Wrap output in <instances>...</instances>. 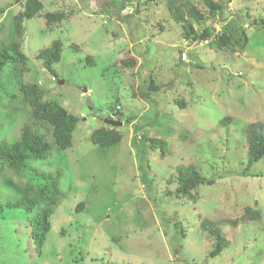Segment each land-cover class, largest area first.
Masks as SVG:
<instances>
[{
	"label": "rangeland",
	"instance_id": "obj_1",
	"mask_svg": "<svg viewBox=\"0 0 264 264\" xmlns=\"http://www.w3.org/2000/svg\"><path fill=\"white\" fill-rule=\"evenodd\" d=\"M38 1L39 15L23 22L28 71L0 74V144L15 143L28 124L17 79L39 84L44 99L78 123L67 150L38 128L52 147L46 159L27 162L60 175L41 248L30 227L40 208L8 207L37 181L0 163V264H264V158L246 170L245 142L248 124L264 123V26L254 22L264 19V0H213L225 7L217 18L202 0H189L207 12L201 26L193 24L198 34L210 33L201 43L182 39L166 0ZM22 6L0 0L1 44L13 41ZM59 12L63 20L47 28L44 15ZM221 31L233 54L212 41ZM53 42L60 43L56 79L36 58ZM131 60L133 67L123 65ZM108 117L120 120L122 140L96 147L90 134L107 127ZM225 117L232 121L223 128ZM158 140L167 145L164 158L160 148L150 151ZM178 165H193L214 181L199 185L196 202L171 195ZM244 208L259 209L260 220H243ZM205 220L219 222L226 240L213 258L214 238L200 229Z\"/></svg>",
	"mask_w": 264,
	"mask_h": 264
},
{
	"label": "trees",
	"instance_id": "obj_2",
	"mask_svg": "<svg viewBox=\"0 0 264 264\" xmlns=\"http://www.w3.org/2000/svg\"><path fill=\"white\" fill-rule=\"evenodd\" d=\"M129 1V0H126ZM147 3H153L156 0H146ZM252 1V0H247ZM23 2V8L13 18V41L8 44L0 43V74L7 68L12 70L16 78L18 75L27 72L25 65L26 58L21 51L24 37L23 22L39 15L42 10V4L38 0H13L14 4ZM202 5L208 14L213 17L221 16L225 7L223 3L213 0H202ZM167 12L172 21L179 24L182 29V39L190 40L194 43L207 42L210 33L207 29H202L200 34L196 32L193 24L202 25L207 12L200 11L190 3L189 0H166ZM62 13H48L44 15L47 28L59 24L63 20ZM256 25L264 26V19L254 21ZM243 44H247V39L243 30ZM213 42L220 49H228L230 54L234 53V45L224 31L215 34ZM42 63L43 68L55 77L52 66L60 59V43L53 42L51 45L40 51L36 57ZM88 61L91 57L87 58ZM124 66H134L135 61L123 63ZM16 66H20V69ZM18 91L21 93L22 101L29 107L28 124L23 126L18 140L13 144H0V163H4L7 168L16 176H28L34 178L37 183L31 185L28 183L22 191V197L8 207L11 209H23L25 212H31L40 208L39 212L32 218L30 227L32 228V240L34 245L41 248L46 240L50 230V219L54 212V206L59 197L57 183L59 173H42L33 168H29L27 162L34 160H43L48 156L52 145L45 141V136L38 133V128H44L52 139V142L60 150H67L72 145V134L78 123L77 117L63 109L57 102L44 99L45 91L36 83L18 82ZM152 84V81H151ZM153 90L156 86L152 87ZM180 104V103H179ZM184 105L183 102L180 104ZM120 108L116 107L114 115L119 114ZM121 113V112H120ZM109 118V117H108ZM120 122L118 118H109ZM231 118L225 117L221 120L220 126L223 128L231 125ZM90 142L100 148L116 146L122 140L121 132L114 127H101L95 129L90 134ZM245 142L247 146L246 170L264 158V123L253 122L248 124L245 130ZM160 148V157L164 158L167 145L163 140H158L151 145V152ZM176 189L171 194L174 199H186L191 202L197 201L196 189L199 185H211L214 181L206 180L193 165H178L175 167ZM212 180V179H211ZM38 183H41L40 185ZM170 193H168L169 195ZM76 210H81L77 207ZM243 220L259 221L261 212L259 209L244 208ZM203 221L200 229L214 238V247L208 257L218 256L226 247V240L222 236L218 224ZM226 223L237 226L236 221H226Z\"/></svg>",
	"mask_w": 264,
	"mask_h": 264
},
{
	"label": "water",
	"instance_id": "obj_3",
	"mask_svg": "<svg viewBox=\"0 0 264 264\" xmlns=\"http://www.w3.org/2000/svg\"><path fill=\"white\" fill-rule=\"evenodd\" d=\"M105 123H107L111 127H120L121 126V123L120 122L111 121L109 119H106L105 120Z\"/></svg>",
	"mask_w": 264,
	"mask_h": 264
},
{
	"label": "clouds",
	"instance_id": "obj_4",
	"mask_svg": "<svg viewBox=\"0 0 264 264\" xmlns=\"http://www.w3.org/2000/svg\"><path fill=\"white\" fill-rule=\"evenodd\" d=\"M110 118H112V117H110ZM107 119H109V118H107ZM113 119V118H112ZM110 120V119H109ZM111 121H114V120H111ZM116 122H118V121H116ZM121 123V122H120ZM109 126V125H108ZM111 127V126H110ZM114 128H117L118 129V127H114Z\"/></svg>",
	"mask_w": 264,
	"mask_h": 264
}]
</instances>
